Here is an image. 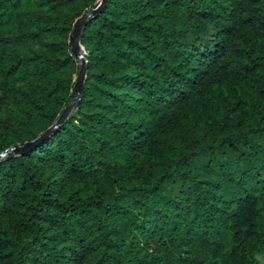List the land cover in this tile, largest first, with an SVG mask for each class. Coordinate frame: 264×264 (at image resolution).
<instances>
[{
	"label": "trees",
	"instance_id": "16d2710c",
	"mask_svg": "<svg viewBox=\"0 0 264 264\" xmlns=\"http://www.w3.org/2000/svg\"><path fill=\"white\" fill-rule=\"evenodd\" d=\"M99 0H0V153L72 100ZM79 106L0 159V264H263L264 0H110Z\"/></svg>",
	"mask_w": 264,
	"mask_h": 264
},
{
	"label": "water",
	"instance_id": "95a60500",
	"mask_svg": "<svg viewBox=\"0 0 264 264\" xmlns=\"http://www.w3.org/2000/svg\"><path fill=\"white\" fill-rule=\"evenodd\" d=\"M109 1L110 0H99V2L95 5V7L88 10L75 22L73 32L70 36V43L72 46V53L75 56V58L80 61L81 68H80L79 75L76 81V85L73 91L72 100L69 103V105L65 107L63 113L61 114L59 119L56 121V123L51 128H49L41 136L39 140L43 139L44 137L54 132L58 126H60L62 123L65 122V120L68 118L71 112L79 106L81 99L83 97V94H84L85 83H86V73L88 70L87 54L85 53L84 49L81 47V44H80L82 31L90 21L96 19L101 13H103ZM39 140L33 143H27L24 146H12L11 148L6 149L0 153V159L24 154L29 149H31L34 146V144L39 142Z\"/></svg>",
	"mask_w": 264,
	"mask_h": 264
},
{
	"label": "rangeland",
	"instance_id": "374dc122",
	"mask_svg": "<svg viewBox=\"0 0 264 264\" xmlns=\"http://www.w3.org/2000/svg\"><path fill=\"white\" fill-rule=\"evenodd\" d=\"M262 262H263V264H264V260H263Z\"/></svg>",
	"mask_w": 264,
	"mask_h": 264
}]
</instances>
